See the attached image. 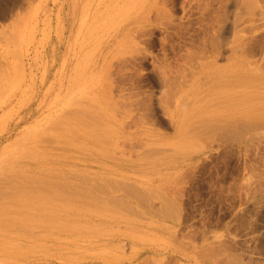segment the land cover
I'll use <instances>...</instances> for the list:
<instances>
[{"label": "rangeland", "instance_id": "1", "mask_svg": "<svg viewBox=\"0 0 264 264\" xmlns=\"http://www.w3.org/2000/svg\"><path fill=\"white\" fill-rule=\"evenodd\" d=\"M240 2L0 0V264H264V0ZM154 5L168 9L179 36L143 22ZM219 25L217 63L235 55L254 73L240 91L243 134H175L158 96L182 86L177 96L201 105L194 97L207 91L189 73L201 60L192 54ZM162 73L182 82L161 85ZM85 122L115 130L112 144Z\"/></svg>", "mask_w": 264, "mask_h": 264}, {"label": "bare ground", "instance_id": "2", "mask_svg": "<svg viewBox=\"0 0 264 264\" xmlns=\"http://www.w3.org/2000/svg\"><path fill=\"white\" fill-rule=\"evenodd\" d=\"M228 1H230L231 3L232 2H234V3H238L239 1H243V0H226V2H228ZM246 1V0H245ZM220 2V1H219ZM223 2V1H222ZM241 2H240V4H241ZM247 2H248V0H247ZM216 3H217V1H216ZM243 3V2H242ZM246 3V2H245ZM153 4V3H152ZM221 4H223V3H221ZM249 4H252L251 3V1L249 2ZM254 4V3H253ZM234 5V4H233ZM236 5V4H235ZM246 5V4H245ZM244 5V6H245ZM256 5V4H255ZM155 6H157V5H154V10L156 11V12H154L153 10V12H154V15L153 16H148V15H146L144 18H143V22H145V23H148V24H153V25H156V26H159V27H162L163 29H171L172 30V32H173V34L174 35H176V36H179V34L182 32L181 31V29H179V27L177 28L173 23H172V21L174 20H172V18H171V16H170V13H169V11H168V9H165V8H162L163 7V5H161L160 7H158L157 9H156V7ZM224 6V5H223ZM241 6H242V4H241ZM254 6V5H253ZM161 8V9H160ZM213 8V7H212ZM215 8V7H214ZM227 8V7H226ZM247 8V7H246ZM256 8V7H255ZM159 9V10H158ZM205 9H207V7H205L203 10H201V12H200V16L203 18V16H204V14L205 13H207V11L208 10H210V9H208L206 12H205ZM223 9V8H222ZM224 9H225V7H224ZM248 9V8H247ZM214 10H216V9H214ZM214 10H212L213 12H215ZM250 11L249 12H252L253 10H252V8L251 9H249ZM252 10V11H251ZM229 11V10H228ZM210 12V11H209ZM225 13H226V11H224ZM256 12V11H255ZM211 14V13H210ZM213 14H215V13H213ZM212 14V15H213ZM250 14V13H249ZM260 14V13H259ZM262 14V13H261ZM264 16V15H263ZM213 18H214V20H215V22L217 21L218 23H221V24H223L222 22H223V20L220 18V16L217 14V12H216V16H213ZM206 20V19H205ZM214 20H212L213 21V23H215L214 22ZM222 20V21H221ZM235 20V19H234ZM205 22H207V21H205ZM218 23H217V25H218ZM203 24H205L204 22L202 23V25ZM216 24V23H215ZM230 24V23H229ZM177 25V24H176ZM228 25V24H227ZM210 26H212V25H210ZM207 27V26H206ZM205 27H203V31L205 30L204 29ZM216 30L214 31V33L212 34V39H208V37H209V34H207L208 33V31L207 30H209V29H207L206 30V32L203 34V36H202V38H201V41H202V44L201 45H199V46H197V48L196 49H194V53L192 54L194 57H199L201 60L203 59V61H199L198 62V60H197V63H195V65H197V66H194L193 67V69L191 68V70L190 69H187V67H186V69H187V71H189V73L192 71V70H195L196 69V71H193L194 73L193 74H197L198 75V80H200L199 81V83L201 84L200 86L202 87V89H206V91H207V94L206 95H204V97H194V102H196V101H200L201 102V105H194V103L192 102L193 101V99L191 98V100H190V97L188 96V95H182V96H184V97H181L180 95V93H177L176 94V92H175V90H176V88H174L172 85H174V86H177V84L175 85V83L174 82H176L175 81V79L177 78V81H180V79L178 78L179 76V74H177L176 76H178V77H176V78H174V77H167V74L165 73V74H163V75H165L166 76V78H164L163 76H162V74H161V80H159L158 82L162 85V82L164 83V82H167L166 84L167 85H169L168 83H173L172 85H170V86H172V88H174V91H173V89H170V93L169 94H165L164 95V98H163V94H162V96L161 97H159L158 96V99H162V100H158V102H160L161 103V105H162V107H163V109L161 108V106H159L158 105V102H157V105H158V107H160L161 108V110H162V112L164 113V115L163 116H165V118H167L168 120H169V123H170V125H171V127L174 129V133L175 134H178V135H181V136H183V135H190V136H199V138H201L200 137V135H206V136H210V135H216V134H220V137L223 139V141L222 142H226L229 138H232V137H236L237 135L238 136H240V135H242L243 134V132H242V130H241V126H243V125H241V122H243L242 121V117H241V113L238 111L239 110V105H241V104H239V102H240V91H241V87H242V85H245V84H249V83H252L253 81H254V73L252 72V69H247L246 71H243L242 72V70H241V68L239 67V63L236 61L237 60V56H232V57H230V56H228L227 57V60H230L229 62H228V64H227V62L225 63L226 65H220V64H218L217 63V61H218V59L220 58L221 59V56H222V47L224 48V44L225 43H223V40H225V39H223V27L221 26V25H219L218 26V29L217 28H215ZM213 32V31H212ZM210 33V32H209ZM181 36V35H180ZM182 37V36H181ZM181 37H180V39H181ZM183 38V37H182ZM209 38H211V37H209ZM239 38V37H238ZM237 38H235V40H236ZM213 40H215V42H213ZM194 45V44H193ZM226 46V45H225ZM189 47V46H188ZM139 48V47H138ZM233 48V46L231 45V49ZM235 49V48H234ZM245 49H247L246 47H245ZM136 50H138V49H136ZM248 50H249V48H248ZM140 51V50H139ZM189 53L187 54V53H185L184 52V54L186 55L185 57H186V59H187V62H188V60L189 59H195V58H193V56L192 55H190V51L189 50H187ZM198 51H199V53H198ZM135 52V51H134ZM138 53V52H137ZM252 53V52H251ZM183 55V54H182ZM178 57V56H177ZM176 57V58H177ZM224 57V56H223ZM179 58V57H178ZM225 58V57H224ZM181 59V58H180ZM184 59V58H183ZM249 60H251V59H249ZM180 61V60H179ZM190 61V60H189ZM195 61V60H194ZM243 61H245V60H243ZM248 61V60H247ZM246 61V62H247ZM163 64H164V66H166L167 65V63L166 62H168V61H166V59H164V61L162 60L161 61ZM160 63V62H159ZM158 63V64H159ZM161 63V64H162ZM180 64L182 63H184L183 61L182 62H179ZM163 64H162V66H163ZM166 64V65H165ZM171 64V63H170ZM169 63H168V65L167 66H169L170 65ZM173 64H175V63H173L172 62V65L171 66H173ZM178 64V63H177ZM185 64V63H184ZM183 64V65H184ZM188 64H190V62L188 63ZM186 65V66H188V68H189V65ZM239 64V65H238ZM243 64V63H242ZM179 65V64H178ZM170 66V67H171ZM176 66V65H175ZM180 66V65H179ZM246 66H247V64H246ZM177 67V66H176ZM175 67V68H176ZM183 67H185V66H183ZM190 67H191V65H190ZM163 68V67H162ZM167 68V67H166ZM165 69V68H164ZM170 69V68H169ZM171 69H172V67H171ZM182 68H180V70H181ZM255 69V68H254ZM158 70V69H157ZM160 70V69H159ZM162 70V69H161ZM160 70V71H161ZM173 70V69H172ZM263 70V69H262ZM174 71V70H173ZM172 72V71H171ZM171 72H169V73H171ZM179 72V71H178ZM180 73V72H179ZM188 73V74H189ZM193 74H191L192 76H194ZM170 75H172V74H170ZM187 75V74H186ZM200 75V76H199ZM169 76V75H168ZM172 76H174V75H172ZM180 76H181V73H180ZM188 76V75H187ZM187 76L185 77V75L183 76L182 75V77H184V79L185 78H187ZM189 76H190V74H189ZM153 77V76H152ZM158 77H160V76H158ZM195 77H197V76H195ZM157 78V77H156ZM155 78V79H156ZM181 78V77H180ZM189 78H193V77H189ZM159 79V78H158ZM157 79V80H158ZM179 79V80H178ZM183 79V80H184ZM191 79H185L184 81H188V80H191ZM194 79H196V78H193V80ZM156 80V81H157ZM197 80V79H196ZM253 80V81H252ZM160 81H162V82H160ZM180 82H182V79H181V81ZM189 82V81H188ZM157 83V82H156ZM176 83H178V82H176ZM186 83V82H185ZM165 84V85H166ZM258 84V83H257ZM164 85V84H163ZM204 86V87H203ZM182 87V86H181ZM181 87L179 86V88L178 89H180L181 90ZM177 89V90H178ZM182 89H183V87H182ZM184 89H186V86L184 87ZM189 89V88H188ZM194 89V88H193ZM176 90V91H177ZM180 90H178L177 92H179ZM173 91V92H172ZM184 91V90H183ZM189 91V90H188ZM169 92V91H168ZM180 92H182V91H180ZM110 93V92H109ZM134 94V93H133ZM146 94V93H145ZM148 94V93H147ZM178 94H180L179 96H177ZM187 94H189V93H187ZM254 94V93H253ZM259 94V93H258ZM263 94V93H262ZM136 95V94H135ZM139 95V94H138ZM137 95V96H138ZM149 95V94H148ZM147 95V96H148ZM255 95V94H254ZM133 96V95H132ZM143 96V95H142ZM128 98V97H127ZM126 98V99H127ZM131 98V97H130ZM137 98H139V97H137ZM136 98V99H137ZM143 98V97H142ZM228 98H230V99H228ZM129 99V98H128ZM133 99H135L134 97H133ZM140 99H141V97H140ZM148 99L149 98H147V101H148ZM150 100H151V97H150ZM145 101H146V98H145ZM152 102V101H151ZM155 102V101H154ZM122 103H125V102H122ZM121 103V105H124V104H122ZM135 103V102H134ZM143 104H144V102H142ZM126 104V103H125ZM127 104H128V102H127ZM130 104V103H129ZM128 104V105H129ZM136 104V103H135ZM143 104H141V106L143 105ZM147 104H149L148 102H147ZM150 105V104H149ZM148 105V106H149ZM153 105V104H152ZM152 105H151V110H152ZM248 105V104H247ZM118 106V105H117ZM144 106H146V105H143L142 107H144ZM155 106V105H154ZM121 107H123L124 108V106H121ZM134 107V106H133ZM157 107V108H158ZM203 107H205V108H203ZM135 108V107H134ZM149 108V107H148ZM147 108V109H148ZM249 108H251V107H249ZM253 108V107H252ZM97 109V108H96ZM122 109V108H121ZM135 109H137V108H135ZM140 109V108H139ZM138 109V110H139ZM143 109H146V108H143ZM142 109V110H143ZM150 109V108H149ZM82 110L83 109H81V111H80V113L82 112ZM123 110V109H122ZM84 111V110H83ZM96 111V110H95ZM140 111V110H139ZM86 112V111H85ZM82 112L81 114H84V115H82V117L80 118L81 120H83V121H91L90 123H92L93 122V120L95 119H89V118H91V113H90V111L88 112ZM132 112V111H131ZM161 112V113H162ZM112 112H110V115H112V116H110V117H113V114H111ZM115 113V112H114ZM140 113H142V112H139L138 114H140ZM118 113H116L115 115H117ZM120 114V113H119ZM142 114H144V111H143V113ZM109 115V114H108ZM145 115V114H144ZM147 115V114H146ZM92 116L94 117V115L92 114ZM138 116H140V115H138ZM257 116V114L256 115H248V117H249V119H251V121L253 120V119H255V117ZM259 116H263V117H261V118H264V114H260ZM259 116H257V117H259ZM89 117V118H88ZM109 117V116H108ZM141 117V116H140ZM140 117H139V119H140ZM115 118V117H114ZM150 117H148V119H149ZM137 119V118H136ZM146 119V118H145ZM143 120V119H142ZM83 121H82V125H84V123H83ZM95 121V120H94ZM110 121V120H109ZM85 122V124H87ZM168 122V121H167ZM260 123H262V122H264V120L263 121H259ZM89 123V124H90ZM104 124H105V122H103ZM89 124H87V127H88V125ZM92 124H94V123H92ZM91 125V124H90ZM98 123L96 122V124H95V126L93 127V125H91V127H88V129L90 128V130L92 129V127H93V130H89L90 131V133H92L93 135H94V133H95V136L96 137H98L99 135H101V133L103 134V132H100V131H104V133H106V135H104V137H102V135H101V137H98L103 143H104V140L105 139H108V141L107 142H109V143H111L109 140H110V138H111V136H110V133H111V131H112V133L113 132H115V130L113 131V130H111L110 129V127L106 130V132H105V127L103 128V127H101V129L99 130V127L101 126V124L100 125H98ZM106 125H108V124H106ZM241 125V126H240ZM247 125H249V123L248 124H246V126ZM104 126V125H103ZM245 126V127H246ZM251 126V125H250ZM250 126H247V131L249 130V127ZM85 127H86V125H85ZM87 127L86 128H83V129H85V132H86V130H88L87 129ZM95 127H97L96 128V130L98 129L99 130V132L97 131L96 132V130H94L95 129ZM251 128V127H250ZM103 129V130H102ZM147 129V128H146ZM244 129V131H245V128H243ZM93 131V132H92ZM95 131V132H94ZM107 131H110V132H107ZM250 131V130H249ZM144 132V131H143ZM149 132V131H148ZM241 132H242V134H241ZM82 133H84V132H82ZM87 133V132H86ZM99 135H98V134ZM116 133V132H115ZM145 133H147V132H145ZM256 133V132H255ZM254 133V134H255ZM264 133V132H263ZM98 136H97V135ZM107 134H109V136L107 137V138H105L106 136H107ZM150 134V133H149ZM154 134H156V133H154ZM158 134V133H157ZM258 134H260V132L258 133ZM84 135V134H83ZM140 135V134H139ZM142 135H145V134H142ZM147 135H148V133H147ZM126 136L128 137V134H126ZM186 136V137H187ZM237 136V137H238ZM245 136V135H244ZM255 136V135H254ZM140 137V136H139ZM243 137V136H242ZM252 137V136H251ZM257 137V136H256ZM146 138H148V137H146ZM150 138V137H149ZM157 138V137H156ZM191 137H189V138H187V139H190ZM239 138V137H238ZM151 139V138H150ZM155 139V138H154ZM235 139H237V138H235ZM240 139V138H239ZM250 139V138H249ZM248 139V140H249ZM252 139V138H251ZM111 140H112V138H111ZM158 140H160L159 138H158ZM183 140H184V138H183ZM201 140H202V138H201ZM203 140L204 141H207V138L205 137H203ZM241 140H243V138H241ZM106 141V140H105ZM113 141V140H112ZM143 141V140H142ZM151 141V140H150ZM195 141H197V140H195ZM220 140H219V142H220V144L222 143ZM252 141H253V139H252ZM251 141V142H252ZM144 142V141H143ZM155 142V141H154ZM184 142H187V141H184ZM183 142V143H184ZM219 142H218V144H219ZM249 142V141H248ZM106 143V142H105ZM108 143V144H109ZM114 143H115V141H114ZM181 143V142H180ZM202 143H204V142H202ZM107 144V145H108ZM112 144V143H111ZM196 144H197V142H196ZM205 144H208V143H205ZM204 144V145H205ZM218 144H216V145H218ZM223 144V143H222ZM222 144H221V146H222ZM110 145V144H109ZM223 145H225V144H223ZM247 145H248V143H247ZM187 146V145H186ZM199 146H201L200 144H199ZM180 147V146H179ZM182 147V146H181ZM184 147V146H183ZM190 147V146H189ZM206 147V146H205ZM226 147H228V146H226ZM225 147V148H226ZM187 148V147H186ZM197 148V147H196ZM202 148V147H201ZM231 148V147H230ZM157 150H155V152H153L154 154L153 155H155V154H159V153H156V152H158V151H160L159 150V148H156ZM150 150V149H149ZM169 150V149H168ZM199 150V149H198ZM201 150V149H200ZM166 151H167V149H166ZM177 150H174V152H176ZM179 151V150H178ZM224 151V150H223ZM152 152V151H151ZM164 152V151H163ZM204 152V151H203ZM225 152H226V150H225ZM227 152H229V151H227ZM226 152V153H227ZM106 153V152H105ZM149 153V152H148ZM161 153V152H160ZM161 154H163V153H161ZM165 154H167V153H165ZM223 154H225V153H222V154H220L221 156L223 155ZM231 154V153H230ZM146 155H147V153H146ZM178 155V154H177ZM151 156L152 155H150V158H151ZM215 156V155H214ZM217 156V155H216ZM97 157V156H96ZM141 157V156H140ZM168 157V156H167ZM184 157V156H183ZM169 158V157H168ZM218 159H219V157H218ZM164 160H165V158H164ZM168 160V159H167ZM163 161V160H162ZM160 162H161V159H160ZM164 163H166V162H164ZM163 163V164H164ZM169 163V162H168ZM161 164V163H160ZM152 166V165H151ZM214 167H215V165H214ZM255 168V167H254ZM257 169V168H256ZM259 172V171H258ZM258 172L256 173V174H258ZM261 172V171H260ZM260 174V173H259ZM262 174H263V172H262ZM19 177H21V175L20 176H18V178ZM259 177V176H258ZM20 179H22V178H20ZM28 179L29 178H27L26 180L28 181ZM32 179L33 178H31V181H32ZM26 180L24 179V182L23 181H21V182H23L24 184H26ZM30 180V179H29ZM30 181V182H31ZM34 182H35V180H33ZM33 181H32V183H33ZM21 182H19L20 183V185L21 184H23V183H21ZM9 183V182H8ZM28 183V182H27ZM32 183H30V184H32ZM35 183H37V182H35ZM41 183H45L44 181L43 182H41ZM134 183V182H133ZM2 184V183H1ZM1 184H0V186H1ZM10 184V183H9ZM38 184V183H37ZM19 185V184H18ZM17 185V187H15V188H17L16 190L17 191H19V189L21 190V186H18ZM27 185V184H26ZM41 187H42V185L41 184H39ZM44 185H46V184H44ZM128 185V184H127ZM126 185V186H127ZM131 186H132V188H133V192L132 191H130V192H132V194L136 191H134V189H136V187L134 188L133 187V184H130ZM138 185V184H137ZM2 186H4V185H2ZM29 186V185H28ZM31 186V185H30ZM69 186V185H68ZM72 186V185H71ZM125 186V187H126ZM130 186V187H131ZM135 186H136V184H135ZM5 187H9V186H6L5 185ZM4 187V188H5ZM11 187V186H10ZM19 187V188H18ZM23 187H24V185H23ZM33 187H35V186H33ZM44 187V186H43ZM42 187V188H43ZM52 186H50L49 188H51ZM75 187V186H74ZM73 187V188H74ZM78 187V186H77ZM129 187V185L126 187V188H128ZM129 187V188H130ZM26 188V187H25ZM36 188V187H35ZM125 188V190L127 191V192H129L128 191V189H126ZM260 188H261V186H260ZM8 188H6V190H7ZM14 188H12V193H14L13 191H15V190H13ZM30 189H34V188H31L30 187ZM67 189L69 190L70 188L69 187H67ZM75 189H77V188H75ZM9 190V189H8ZM37 190V189H36ZM43 190V189H42ZM53 190V189H52ZM71 190V189H70ZM132 190V189H131ZM139 190V189H138ZM137 190V191H138ZM146 190V189H145ZM34 191V190H33ZM45 191V193H46V191H48V190H44ZM72 191V190H71ZM136 191V192H137ZM140 191H141V189H140ZM139 191V192H140ZM3 192V191H2ZM0 193V194H2L3 195V193H6V192H3V193ZM9 192H10V190H9ZM34 192H36V191H34ZM51 192V191H50ZM99 192V191H98ZM135 192V194H137V193H139V192H137L136 193ZM149 192H151V191H149ZM263 192H264V190H263ZM11 192H10V194H12ZM44 193V194H45ZM75 193V192H74ZM80 193V192H79ZM156 193V192H155ZM16 194V193H15ZM14 194V195H15ZM17 194H18V192H17ZM16 194V195H17ZM19 194H21V196L20 195H18L19 196V198H21L22 197V195L24 194V196L26 197V198H28L26 195V193H19ZM34 194H37V193H34ZM43 194V193H42ZM72 194V193H71ZM76 194V193H75ZM141 194V192L139 193V195ZM151 194H152V192H151ZM160 194V193H159ZM166 194V193H165ZM7 195V194H6ZM5 194L3 195V196H6ZM100 195V194H99ZM111 195H113V194H111ZM144 195H145V192H144ZM156 195V194H155ZM164 195V194H163ZM1 196V195H0ZM2 196V197H3ZM10 196V195H9ZM12 196V195H11ZM11 196H10V199H11ZM30 196V195H29ZM35 196V195H34ZM107 196V195H106ZM119 196V195H118ZM138 196V195H137ZM136 196V199H138V197ZM140 196H143V194H141ZM145 196H147V195H145ZM149 196V195H148ZM168 196V195H167ZM169 196H171V195H169ZM8 197V196H7ZM31 197V196H30ZM111 197H113V196H111ZM161 197V196H160ZM165 197H166V195H165ZM13 198V197H12ZM17 198V200L19 199L18 197H16ZM15 198V196H14V199H16ZM36 198V197H35ZM34 198V199H35ZM107 197H104V200L106 199ZM109 198V197H108ZM107 198V199H108ZM115 198V197H114ZM139 198H141V197H139ZM153 198V197H152ZM169 198V197H168ZM171 198V197H170ZM4 199H5V197H4ZM9 199V198H8ZM23 199V198H22ZM25 199V198H24ZM23 199V200H24ZM29 199V198H28ZM28 199H26V200H28ZM100 199V198H99ZM144 200L146 199V197L145 198H143ZM143 199L141 200V199H139V200H141L140 201V203L143 201ZM164 199H166V198H164ZM163 199V200H164ZM16 200V201H17ZM20 200V199H19ZM22 200V201H23ZM103 200V201H104ZM108 200H110V198L108 199ZM111 200H113L112 198H111ZM121 201H122V199H120ZM150 200H151V198H150ZM4 201V200H3ZM13 201H15V200H13ZM30 201V200H29ZM119 200L117 199L116 201L114 200L113 202L115 203V202H117V203H120V202H118ZM165 201V200H164ZM99 202H100V200H99ZM106 202V201H105ZM108 202H110V201H108ZM130 202V201H129ZM146 202H147V200L146 201H144V205L146 204ZM153 202H154V200H153ZM172 202V201H171ZM176 201H174V203H175ZM23 204L25 203V201L24 202H22ZM21 203V204H22ZM111 203V202H110ZM124 203V202H123ZM143 203V202H142ZM168 203V202H167ZM173 203V202H172ZM173 203V204H174ZM112 204V203H111ZM127 204V203H126ZM170 204V203H169ZM172 204V205H173ZM16 205V204H15ZM19 205V204H18ZM27 205V204H26ZM122 205H124V204H122ZM130 205V204H129ZM128 205V206H129ZM132 205V204H131ZM20 206V205H19ZM18 206V207H19ZM127 206V205H126ZM127 206V208H129ZM133 206V205H132ZM147 206H149L148 205V203H147ZM146 206V207H147ZM168 206V205H167ZM176 206V205H175ZM164 207H165V204H164ZM19 208H23L22 206L21 207H19ZM24 208H26V206L24 207ZM152 208V207H151ZM157 208V207H156ZM168 208V207H167ZM131 209H132V207H131ZM135 209V208H134ZM150 209V208H149ZM153 209H154V207H153ZM165 209H166V207H165ZM170 209V208H169ZM174 209V208H173ZM176 209V208H175ZM133 210V209H132ZM147 210H148V207H147ZM151 210V209H150ZM155 210V209H154ZM157 210V209H156ZM155 210V211H156ZM161 210V209H160ZM171 210V209H170ZM135 211V210H134ZM159 211V210H158ZM166 211H167V209H166ZM157 212V211H156ZM156 212H155V214H156ZM161 212V211H160ZM159 212V213H160ZM162 212H165L164 210H162ZM168 212V211H167ZM166 212V213H167ZM171 212H174V211H171ZM158 213V212H157ZM158 213V214H159ZM166 213H163L164 215L166 214ZM157 214V215H158ZM168 215V214H167ZM159 216H160V214H159ZM229 242V241H228ZM231 243V242H230Z\"/></svg>", "mask_w": 264, "mask_h": 264}]
</instances>
